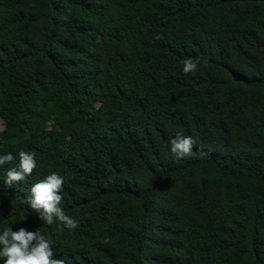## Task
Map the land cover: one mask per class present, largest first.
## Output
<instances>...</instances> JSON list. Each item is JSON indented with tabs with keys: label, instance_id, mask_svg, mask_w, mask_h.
Listing matches in <instances>:
<instances>
[{
	"label": "trees",
	"instance_id": "16d2710c",
	"mask_svg": "<svg viewBox=\"0 0 264 264\" xmlns=\"http://www.w3.org/2000/svg\"><path fill=\"white\" fill-rule=\"evenodd\" d=\"M0 121V234L65 264H264V0H0ZM53 172L75 229L27 203Z\"/></svg>",
	"mask_w": 264,
	"mask_h": 264
},
{
	"label": "clouds",
	"instance_id": "9594fccd",
	"mask_svg": "<svg viewBox=\"0 0 264 264\" xmlns=\"http://www.w3.org/2000/svg\"><path fill=\"white\" fill-rule=\"evenodd\" d=\"M160 38L159 35L156 36V39ZM182 63L185 74L197 70L198 62L185 59ZM195 143L192 137L178 133L170 140L171 152L178 158L190 156ZM14 159L11 153L0 155V166L11 163ZM35 168L34 153L20 151L19 164L7 170L5 184L11 187L25 180ZM63 184V177L53 172L31 186L27 203L47 225L59 221L64 227L72 230L78 227V223L65 215L59 206L62 200L59 193ZM0 257L4 258V264H65V260L54 258L52 242L45 235L39 230L31 232L25 228L18 231H13L12 228L3 229L0 234Z\"/></svg>",
	"mask_w": 264,
	"mask_h": 264
},
{
	"label": "rangeland",
	"instance_id": "374dc122",
	"mask_svg": "<svg viewBox=\"0 0 264 264\" xmlns=\"http://www.w3.org/2000/svg\"><path fill=\"white\" fill-rule=\"evenodd\" d=\"M3 129V123L0 121V130Z\"/></svg>",
	"mask_w": 264,
	"mask_h": 264
}]
</instances>
